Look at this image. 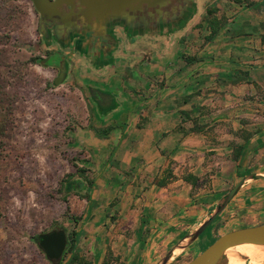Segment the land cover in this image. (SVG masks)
Wrapping results in <instances>:
<instances>
[{
  "label": "crops",
  "instance_id": "obj_1",
  "mask_svg": "<svg viewBox=\"0 0 264 264\" xmlns=\"http://www.w3.org/2000/svg\"><path fill=\"white\" fill-rule=\"evenodd\" d=\"M230 5L214 13L229 19L210 41L206 24L190 25L81 75L97 100L90 126H112L107 137L89 135L97 254L107 242L120 264H155L242 176L264 173V9ZM169 167L174 177L158 186ZM225 214L264 215V179L244 185L217 219Z\"/></svg>",
  "mask_w": 264,
  "mask_h": 264
},
{
  "label": "rangeland",
  "instance_id": "obj_2",
  "mask_svg": "<svg viewBox=\"0 0 264 264\" xmlns=\"http://www.w3.org/2000/svg\"><path fill=\"white\" fill-rule=\"evenodd\" d=\"M246 2L200 0L199 17L193 26L206 24V17L215 16L220 9H231L230 3L246 7ZM1 5L13 9L8 25H0V50L6 48L14 64L8 80L13 83L17 98L12 113L7 118L0 116V127L5 129L0 134V264H55L46 258L35 239L39 233L54 228H63L67 233L73 228L81 230L76 252L88 264H102L110 246L106 242L105 255L97 254L104 244L99 248L94 238L98 231L87 224V212L94 207L95 200L81 196L91 188L79 186L82 177L77 173V167H82L85 175L93 178L89 120L95 106L86 84L81 82V75L88 71L75 68L73 73L66 71L62 75L56 66L43 64L47 49L37 32L38 12L32 0H0ZM3 33L9 35L4 46ZM17 62L25 63L19 66ZM17 69L22 72L21 78L11 74ZM69 173H73L76 183L67 191L61 183ZM118 201L115 195L105 209L108 226L117 223ZM70 215L82 218L74 223ZM261 220L264 215L259 218L237 214L236 218V214H225L170 264H185L221 233ZM108 226L103 230H110ZM69 257L70 253H63L60 264ZM120 263L118 257L116 264Z\"/></svg>",
  "mask_w": 264,
  "mask_h": 264
},
{
  "label": "flooded vegetation",
  "instance_id": "obj_3",
  "mask_svg": "<svg viewBox=\"0 0 264 264\" xmlns=\"http://www.w3.org/2000/svg\"><path fill=\"white\" fill-rule=\"evenodd\" d=\"M199 1H132L119 10L106 6L82 12L65 23L56 14L38 13L37 32L47 49L43 64L56 66L63 75L66 71L73 73L75 68L92 73L124 61L123 56L151 50L158 40L194 25L199 17ZM79 9L78 0L63 6L66 13ZM90 100L97 106V100Z\"/></svg>",
  "mask_w": 264,
  "mask_h": 264
},
{
  "label": "water",
  "instance_id": "obj_4",
  "mask_svg": "<svg viewBox=\"0 0 264 264\" xmlns=\"http://www.w3.org/2000/svg\"><path fill=\"white\" fill-rule=\"evenodd\" d=\"M75 1L77 0H32L34 8L38 13L47 16L56 14L60 16L63 23L78 18L82 15V12H93L95 9H101L106 6L111 10H119L127 7L132 1L136 2L139 0H78L80 9L77 12L66 13L63 10V6L69 3L72 4ZM152 1L162 2L163 0ZM259 179H264V173L251 172L242 176L229 190L217 199L199 223L176 241L155 264H170L218 218L244 185ZM36 242L49 261L55 264L61 263L62 255L68 244L65 229L54 228L39 233ZM241 244L257 245L262 249L261 251L264 255V222L221 233L206 248L189 259L185 264H229V256L242 261V264L246 261L251 263V259L236 248V246ZM258 261L263 263L264 257Z\"/></svg>",
  "mask_w": 264,
  "mask_h": 264
},
{
  "label": "trees",
  "instance_id": "obj_5",
  "mask_svg": "<svg viewBox=\"0 0 264 264\" xmlns=\"http://www.w3.org/2000/svg\"><path fill=\"white\" fill-rule=\"evenodd\" d=\"M230 1L240 4L244 0H230ZM246 3H247L246 5L247 8H252L254 10L264 9V0H258V1L247 0ZM211 11L212 10H208V13H212ZM12 12H13V9L10 5L0 6V25L5 26V27L8 25ZM205 22L210 30V33L207 36H205V40L210 41L217 34L218 30L228 22V18H223V17L216 18L215 16H211V14H209V16L206 17ZM263 25H264V21H263ZM2 37H3V40L1 44L2 46H4L7 44L6 41H8L9 35L7 33H3ZM29 61H34V58H30ZM23 63L25 62H17L19 66L23 65ZM13 65L14 64L11 62L9 56L7 55V49L2 47L0 50V116L1 117L4 116L5 118H7V116L12 113L13 105L17 98V93L14 90L13 83L9 82L8 80L9 73L11 71L10 68ZM11 74L14 75L13 77H18V78L22 77V72L19 71V69L15 70L14 72H11ZM90 128L93 130L96 136L107 137L110 130L112 129V126H106V127H101V128H95L93 126H90ZM4 131L5 129L1 126L0 134H2ZM85 172L86 170L84 168L77 167V173L82 177L81 184H79V186L84 185L86 187L91 188L93 187L94 180L93 178H88L85 175ZM72 177H73V173H69L65 176V178H63L62 183H61L63 189L68 191L72 188V186H74V184L76 183V180L72 179ZM172 177L174 176L172 174L171 168L169 167L165 170V175L156 181V184L158 186L165 185L167 181L171 179ZM183 178L184 180L190 182L192 185L196 184L198 181V178L192 174H186L183 176ZM113 181L115 184L120 183V180L116 177L113 178ZM81 196L85 198L86 200L92 201L90 190H86L83 194H81ZM70 218L72 219L74 223H77L78 220L82 218V216L70 215ZM81 234H82V231L77 230L75 228H73L70 232L67 233L68 244L64 251V255L66 253H70V257L64 264H88L89 263L88 261L84 260L81 256H79L78 253L76 252V248L81 238ZM35 239H37V237H35ZM117 259L118 257H115L112 251L109 249V251L107 252V257L104 259L102 264H116Z\"/></svg>",
  "mask_w": 264,
  "mask_h": 264
},
{
  "label": "bare ground",
  "instance_id": "obj_6",
  "mask_svg": "<svg viewBox=\"0 0 264 264\" xmlns=\"http://www.w3.org/2000/svg\"><path fill=\"white\" fill-rule=\"evenodd\" d=\"M236 248L241 251L243 254H247L250 253L252 256H248L251 260H253L254 262L252 264H264L261 263L259 261H257L259 259V257H264L263 252L261 251L262 249L260 247H258L257 245H253V244H241L236 246ZM247 256V255H246ZM241 261L236 259L233 256H229V264H240Z\"/></svg>",
  "mask_w": 264,
  "mask_h": 264
}]
</instances>
